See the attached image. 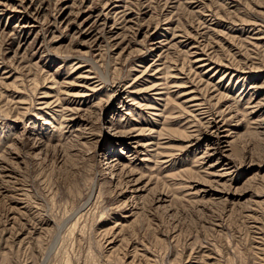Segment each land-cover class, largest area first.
<instances>
[{"label":"rangeland","instance_id":"rangeland-1","mask_svg":"<svg viewBox=\"0 0 264 264\" xmlns=\"http://www.w3.org/2000/svg\"><path fill=\"white\" fill-rule=\"evenodd\" d=\"M0 264H264V0H0Z\"/></svg>","mask_w":264,"mask_h":264},{"label":"bare ground","instance_id":"bare-ground-1","mask_svg":"<svg viewBox=\"0 0 264 264\" xmlns=\"http://www.w3.org/2000/svg\"><path fill=\"white\" fill-rule=\"evenodd\" d=\"M219 130V129H218ZM110 161H109V158L107 159V161H106V165H107V168L109 169L112 165H110ZM111 164H113V163H111ZM117 164H115L113 167H115ZM111 169V168H110ZM230 171V170H229ZM223 173H225V171L223 172ZM223 173H220V175H223ZM134 197V196H133Z\"/></svg>","mask_w":264,"mask_h":264}]
</instances>
